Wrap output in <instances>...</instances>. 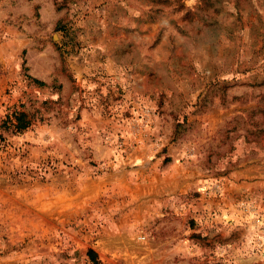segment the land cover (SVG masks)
Wrapping results in <instances>:
<instances>
[{"label":"rangeland","instance_id":"rangeland-1","mask_svg":"<svg viewBox=\"0 0 264 264\" xmlns=\"http://www.w3.org/2000/svg\"><path fill=\"white\" fill-rule=\"evenodd\" d=\"M88 249L264 264V0H0V264Z\"/></svg>","mask_w":264,"mask_h":264},{"label":"trees","instance_id":"trees-1","mask_svg":"<svg viewBox=\"0 0 264 264\" xmlns=\"http://www.w3.org/2000/svg\"><path fill=\"white\" fill-rule=\"evenodd\" d=\"M15 121H16L15 126L18 131H23L29 127V121L25 120L24 113L17 114L15 117ZM86 255L90 261V264H101L100 261L98 260L97 254L92 249H88Z\"/></svg>","mask_w":264,"mask_h":264}]
</instances>
